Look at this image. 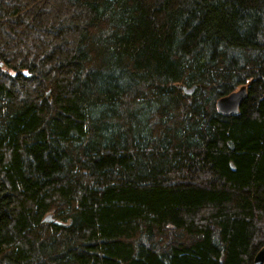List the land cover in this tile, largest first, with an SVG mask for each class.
<instances>
[{
    "label": "trees",
    "instance_id": "1",
    "mask_svg": "<svg viewBox=\"0 0 264 264\" xmlns=\"http://www.w3.org/2000/svg\"><path fill=\"white\" fill-rule=\"evenodd\" d=\"M262 243L264 0H0V264H252Z\"/></svg>",
    "mask_w": 264,
    "mask_h": 264
},
{
    "label": "water",
    "instance_id": "2",
    "mask_svg": "<svg viewBox=\"0 0 264 264\" xmlns=\"http://www.w3.org/2000/svg\"><path fill=\"white\" fill-rule=\"evenodd\" d=\"M179 88L185 95H192L196 89V85L186 86L179 84ZM247 87L245 85L239 86L236 90H232L229 93L219 97L215 106L219 113L223 115H236L239 112V107L242 101L247 96ZM51 216H46L44 221H51ZM253 264H264V246L255 252L253 257Z\"/></svg>",
    "mask_w": 264,
    "mask_h": 264
},
{
    "label": "rangeland",
    "instance_id": "3",
    "mask_svg": "<svg viewBox=\"0 0 264 264\" xmlns=\"http://www.w3.org/2000/svg\"><path fill=\"white\" fill-rule=\"evenodd\" d=\"M236 84H237V83H233V85H236ZM237 88H238V87H237ZM237 88H236V89H237ZM236 89H233V90H236ZM195 91H196V90H195ZM230 91H232V90H230ZM230 91H229V92H230ZM229 92H228V93H229ZM222 96H223V95H222ZM220 97H221V96H220ZM217 99H218V98H217ZM217 99H216V100H217ZM215 102H216V101H215ZM262 246H264V243H262V244H260V245L257 246V248H256L255 251H254V254H255V252L257 251V249H258V251H259V250L261 249ZM254 254H253V257H254ZM253 257H252V260H251V261H252V264H253Z\"/></svg>",
    "mask_w": 264,
    "mask_h": 264
}]
</instances>
